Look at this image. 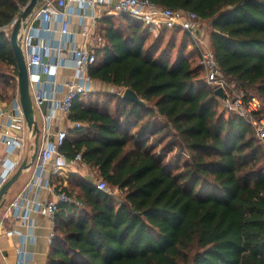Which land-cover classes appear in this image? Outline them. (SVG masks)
Returning a JSON list of instances; mask_svg holds the SVG:
<instances>
[{
	"label": "trees",
	"instance_id": "trees-1",
	"mask_svg": "<svg viewBox=\"0 0 264 264\" xmlns=\"http://www.w3.org/2000/svg\"><path fill=\"white\" fill-rule=\"evenodd\" d=\"M153 1L211 21L221 71L247 97L253 91L264 101V0ZM29 2L0 0L6 91L2 65L19 70L3 28ZM103 21L106 43L96 49L89 74L120 91L93 90L76 99L69 118L81 126L73 131L94 134L69 132L61 150L70 158L82 153L124 196L117 203L95 180L70 172L63 188L75 201L59 202L48 264H264V139L253 124L264 109L249 116L220 112L222 99L202 77L188 32L164 28L149 42L140 20L119 14ZM126 88L146 104L123 98ZM171 133L163 152L155 151ZM175 149L177 156L166 160ZM185 153L189 158L175 172Z\"/></svg>",
	"mask_w": 264,
	"mask_h": 264
},
{
	"label": "built area",
	"instance_id": "built-area-1",
	"mask_svg": "<svg viewBox=\"0 0 264 264\" xmlns=\"http://www.w3.org/2000/svg\"><path fill=\"white\" fill-rule=\"evenodd\" d=\"M70 2H78L82 8H93L97 4H109L118 14H124L142 21L148 29V33L156 35L164 28H180L190 34L192 40L199 49L200 62L205 71L206 80L211 84L215 83V88L222 87L224 91L223 100L225 105L231 110L241 115L249 116L258 111L260 100L256 96L247 97L245 90L239 87L234 97L230 95V90L235 84H229L224 73L221 71L214 50L211 44L201 37L203 20L196 12L182 9H173L160 6L153 0H45L38 18L41 20L40 27L32 26L27 37V45L30 48L27 56V64L30 75L31 87L33 89V100L35 107L42 109L43 102L54 104L51 112H46V124L41 128V145L36 159V173L34 178L24 187L20 194L8 205V211L14 218L23 222L29 229L27 234H22L13 228L6 231L12 235L18 232L22 237V245L17 249L18 260L16 264H30L32 253L27 250L25 242L29 235L33 236V229L36 221L32 217V212L37 211L48 216L54 223V230L49 235L50 242L56 236L55 216L58 212L59 202H74L66 189L58 183L48 180L46 186L49 191L56 196L52 200H39L38 197H30V192L34 186H41V180L48 167L52 166L60 174L68 176L72 172V166L82 160V153H78L74 158L61 150L69 131L59 129L53 131L52 119L56 109L66 115H70L76 99L90 94L93 88V79L89 70L97 60L96 49L89 43L76 45L73 50L71 61L61 57V54L69 48V43L73 40L70 25L73 11L68 10ZM25 8V7H24ZM23 8V9H24ZM82 16H89L88 12H80ZM96 17L95 14H91ZM58 19L61 24V31L65 35L59 43L50 41L42 42V33L52 32V22ZM14 25L11 24L10 27ZM9 34L8 26L3 28ZM98 41H102V37ZM53 52L56 55L54 61L47 59V53ZM73 66L76 75L75 79L67 80L64 83L57 81L60 68ZM44 76H48L47 80ZM45 84L53 86L51 94H47ZM60 86L66 88L62 99L55 96ZM253 124L258 127V135L264 139V118L253 117ZM81 126L76 122V127ZM19 130L18 133L15 131ZM31 131L28 128L20 96H17L11 104H6L0 99V144H6V152L3 159L4 169L0 172V189L3 184L15 173L20 165L23 148ZM98 188L111 194L115 191H123L120 188H112L108 182L101 179L97 182ZM77 204L82 202L77 200Z\"/></svg>",
	"mask_w": 264,
	"mask_h": 264
},
{
	"label": "crops",
	"instance_id": "crops-1",
	"mask_svg": "<svg viewBox=\"0 0 264 264\" xmlns=\"http://www.w3.org/2000/svg\"><path fill=\"white\" fill-rule=\"evenodd\" d=\"M45 1V0H44ZM44 2L40 4V6L35 10V12L28 18L27 26L22 29V46L26 52L29 54L30 48L27 45V37L30 34L31 27L36 26L40 27L42 25L41 20L38 18L41 7ZM68 10L73 11L72 14V22L70 25V29L72 32L73 40L69 43V48L61 54V57L65 59H69L71 61L73 53L72 50L76 45L83 44L84 42H89L95 49L105 45L106 39L104 37L105 31L104 27L106 23L103 19L107 16H117L112 6L109 4H97L93 8H82L81 4L78 2H70L68 5ZM85 13L88 12L89 16H82L80 12ZM95 14V18L91 16V14ZM15 24V23H14ZM52 32L42 33V42L49 43L50 41H55L59 43L65 37V35L61 31V24L58 19L53 20L52 24ZM13 27L8 26L9 34L11 35ZM102 37V41H98L99 38ZM47 59L50 61H54L56 59V55L53 52L47 53ZM76 71L73 66L62 67L59 70L57 75V81L59 83H64L67 80L75 79ZM48 76H44V79L47 80ZM93 88L94 90H104V91H113L119 92L120 89L118 87L112 86L110 84L95 81L93 80ZM45 90L47 94H51L53 90V86L50 84H45ZM66 88L60 86L58 92L56 93V98L58 100L62 99L65 94ZM7 95V94H6ZM11 96V95H10ZM19 95V88L14 93L13 97L2 98L0 99L6 103L11 104V102ZM85 98V97H84ZM55 107L54 104L49 103L46 105V112H51ZM56 108V107H55ZM40 117L37 118L39 120L40 127L43 129V126L46 124V112L44 114L43 109H39ZM76 127V122L72 121L69 118V115L62 113L60 110L56 109L55 116L52 119V128L53 131L59 129H67L70 133V137L72 138H80L85 136H93V132L90 131H82L76 132L73 129ZM73 131V132H72ZM19 130L15 131L18 133ZM30 134V133H29ZM42 138V135H41ZM29 142V136L26 141V144L22 151L20 165L25 158H27V151L29 148L27 147ZM26 151V152H25ZM6 152V144H0V172L4 169V156ZM78 163H81V172L82 175L91 179L92 173L95 171L98 173L96 168H92L84 163L82 160ZM19 165V166H20ZM76 165V164H74ZM73 165V166H74ZM18 166V167H19ZM72 166V170H73ZM36 173V161L35 163L24 170L19 180L10 188L7 196H6V204L3 208L0 209V264H16L18 260V252L17 249L20 245H22L23 237L15 232L12 235L6 233L7 230L13 228L18 230L22 234H27L29 229L23 222L17 220L10 214L8 211V205L12 202L24 189V187L34 178ZM48 180H51L54 183H58L62 186H66L69 184V180L66 178L64 174H60L57 172L52 166L48 167L42 180L41 186H34L30 192V197H38L39 200H52L56 199V196L52 194L46 183ZM32 217L36 221V226L33 229V236L29 235L26 239L25 245L28 251L32 253V259L30 260V264H48V257L50 251L52 249V242H50L49 235L54 230L53 221L45 215L40 214L37 211L32 212Z\"/></svg>",
	"mask_w": 264,
	"mask_h": 264
},
{
	"label": "water",
	"instance_id": "water-1",
	"mask_svg": "<svg viewBox=\"0 0 264 264\" xmlns=\"http://www.w3.org/2000/svg\"><path fill=\"white\" fill-rule=\"evenodd\" d=\"M44 0H30V2L23 9L20 17L16 20L12 32H11V43L16 55L18 63V81H19V95L23 106L25 118L29 130L32 135L35 136V151L31 159L28 157L23 160L21 165L15 171V173L3 184L0 189V209L6 204V196L10 188L19 180L23 171L31 167L38 156L40 145H41V127L39 120L36 117V107L34 104L29 69L27 64L26 52L22 46V29L27 26L28 18L35 12ZM216 93L220 96H224L223 88L219 87L216 89ZM123 98L135 101L139 104L145 105L146 101L142 99L133 88H126L122 94ZM47 102H43L41 108L46 110Z\"/></svg>",
	"mask_w": 264,
	"mask_h": 264
},
{
	"label": "rangeland",
	"instance_id": "rangeland-1",
	"mask_svg": "<svg viewBox=\"0 0 264 264\" xmlns=\"http://www.w3.org/2000/svg\"><path fill=\"white\" fill-rule=\"evenodd\" d=\"M14 26V25H13ZM12 26V27H13ZM211 30H212V28H211V21H204L203 22V26H202V30L200 31L201 33V37H202V39L203 40H207L209 43H210V33H211ZM155 36H156V34H154V33H150L149 34V36H148V40H149V42H152L154 39H155ZM168 37H170V35H168ZM195 42L191 39V38H188L187 39V45H188V47L189 48H191V46L192 45H194V46H196V43L194 44ZM195 61H196V64H201V62H200V55L199 56H197V54H196V59H195ZM1 70L3 71V74H5L7 77H8V84H9V87H8V91H6V90H4V85H3V87L2 86H0V96L2 97V98H7V95L9 94V95H11L12 93H15L16 92V90H18V88H19V81H18V74L16 73V71H15V69H14V67L13 66H8V65H2V67H1ZM201 75H202V77L204 78V80L209 84V85H211V86H215V83H209L207 80H206V75H205V71L202 69V73H201ZM226 80H227V82L229 83V84H235V87H232L230 90H228L229 92H230V95L232 96V97H234L235 96V94H237V92H238V89H239V87L240 86H238V84H237V82L236 81H234V80H228L227 78H226ZM4 84V83H3ZM31 92H32V96H33V89H32V87H31ZM95 92V91H94ZM224 92V91H223ZM6 93H8L7 95H6ZM252 94H254V96H256V97H258L257 95H256V93H254L253 91H252ZM224 97V96H223ZM223 97H220L222 100H221V104H220V108H219V110H220V112H222V114H224L226 117H228L229 116V113L230 112H233V113H236L235 111H233V110H231L229 107H227L226 105H225V102H224V100H223ZM259 98V97H258ZM259 100H260V107H259V110L261 109H264V101L262 100V99H260L259 98ZM230 111V112H229ZM43 112H44V114H45V112H46V110L44 111L43 110ZM41 115H40V112H39V109L36 107V117L37 118H39ZM262 118H264V113H263V115H262ZM256 119H259V117H256ZM256 127V130L258 131V127L257 126H255ZM173 133H171V135L170 136H168L167 138H166V140L162 143V144H160V145H158L157 147H156V150L155 151H160V152H163V148H164V146L167 144V142H168V140L170 139V138H172V135ZM29 136V142H28V148H29V150H26L27 151V157L29 158V159H31V157H32V155L34 154V151H35V136H33L32 135V132H30V134L28 135ZM262 139V138H261ZM25 151V152H26ZM179 152H178V150H173V151H171L170 153L167 151V153L164 155L165 156V159L166 160H169L170 158H172L173 159V157L172 156H175V154H176V156H177V154H178ZM178 157H179V155H178ZM180 158H181V160L179 161L180 162V164H177L176 162L174 163V170H175V172H179L180 170H181V166H182V164H183V162L187 159V158H189V155L187 154V153H185V154H181L180 155ZM176 159V158H175ZM73 171L75 172V173H78L79 175H82V172H81V163H76V165H74L73 166ZM66 178L69 180L70 179V177L69 176H66ZM92 178H94L95 179V181L96 182H99L102 178L99 176V174L98 173H96V175H95V171H93V173H92ZM73 187V186H72ZM72 187H71V190H72ZM217 189V187L215 186V185H212L211 187H210V190L211 191H215ZM114 196H115V198H116V202L117 203H120L121 202V200H122V197L124 196V191H115L114 192ZM72 198L73 199H75V197H73L72 196Z\"/></svg>",
	"mask_w": 264,
	"mask_h": 264
}]
</instances>
